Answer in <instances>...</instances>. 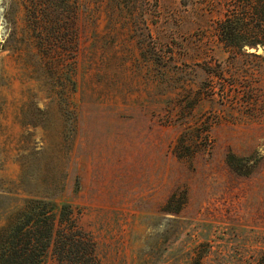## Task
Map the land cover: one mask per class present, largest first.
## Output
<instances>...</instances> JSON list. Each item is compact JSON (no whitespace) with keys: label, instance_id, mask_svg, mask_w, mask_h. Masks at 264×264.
I'll return each mask as SVG.
<instances>
[{"label":"rangeland","instance_id":"rangeland-1","mask_svg":"<svg viewBox=\"0 0 264 264\" xmlns=\"http://www.w3.org/2000/svg\"><path fill=\"white\" fill-rule=\"evenodd\" d=\"M81 1L0 12V194L71 203L100 264H239L264 247V50L217 42L226 0Z\"/></svg>","mask_w":264,"mask_h":264},{"label":"trees","instance_id":"trees-1","mask_svg":"<svg viewBox=\"0 0 264 264\" xmlns=\"http://www.w3.org/2000/svg\"><path fill=\"white\" fill-rule=\"evenodd\" d=\"M67 0H30L29 15L34 21L47 15V7ZM78 10L81 0H73ZM121 15V0H109ZM6 0H0V12ZM37 30V28L35 29ZM215 37L224 48L235 51L264 50V0H226L223 17L215 22ZM7 31L0 29V44L8 42ZM42 39V37H39ZM255 53V52H249ZM261 156H237L228 153L226 162L237 175L251 174ZM0 264H46L49 259L65 264H100L93 235L78 221L74 206L43 196L18 197L12 193L0 194ZM198 254L192 264H208ZM218 263L222 264V258ZM239 264H264V247L239 259Z\"/></svg>","mask_w":264,"mask_h":264},{"label":"water","instance_id":"water-1","mask_svg":"<svg viewBox=\"0 0 264 264\" xmlns=\"http://www.w3.org/2000/svg\"><path fill=\"white\" fill-rule=\"evenodd\" d=\"M249 50H250V51H254V49H252V48H250Z\"/></svg>","mask_w":264,"mask_h":264}]
</instances>
